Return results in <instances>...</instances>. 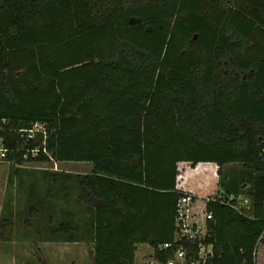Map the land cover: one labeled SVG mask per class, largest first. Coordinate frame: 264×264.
Returning a JSON list of instances; mask_svg holds the SVG:
<instances>
[{
    "label": "trees",
    "instance_id": "16d2710c",
    "mask_svg": "<svg viewBox=\"0 0 264 264\" xmlns=\"http://www.w3.org/2000/svg\"><path fill=\"white\" fill-rule=\"evenodd\" d=\"M37 122L45 145L19 133ZM0 131L8 162L92 164L47 174L67 192L51 234L92 244L93 264H135L140 244L154 263L174 258L181 243L162 246L188 194L177 188L182 162L219 167L202 240L210 264H258L264 0H0Z\"/></svg>",
    "mask_w": 264,
    "mask_h": 264
},
{
    "label": "rangeland",
    "instance_id": "374dc122",
    "mask_svg": "<svg viewBox=\"0 0 264 264\" xmlns=\"http://www.w3.org/2000/svg\"><path fill=\"white\" fill-rule=\"evenodd\" d=\"M226 70V69H225ZM59 170L55 171V163L30 162L18 165L15 162H0V194H13L15 199L13 208L6 206L1 208L5 199L0 197V264H92V245L89 242L68 243L62 248H49L42 244V237H48L53 229L58 228L61 219L65 217L61 206L59 215L58 208L53 205L51 211H47L48 200L44 198L47 187L60 185L47 173H69L89 174L92 168L90 163L65 162L56 163ZM181 167V166H180ZM42 169V170H38ZM243 169L241 164L229 165L224 171L228 176L238 174ZM51 175V174H49ZM71 180L67 186L73 185ZM65 191V192H64ZM61 190L59 196H65L66 189ZM72 197L75 198V194ZM5 195V194H2ZM204 202L197 205L198 211H203ZM77 207V206H75ZM10 209V213L7 211ZM8 223H7V222ZM4 222H6L4 224ZM3 224V225H2ZM5 238L6 241H1ZM27 239V242H26ZM21 240L25 242H20ZM264 245L258 250V264L263 261L262 251ZM153 249L150 246H141L136 264H157L153 263Z\"/></svg>",
    "mask_w": 264,
    "mask_h": 264
},
{
    "label": "built area",
    "instance_id": "2783aa9c",
    "mask_svg": "<svg viewBox=\"0 0 264 264\" xmlns=\"http://www.w3.org/2000/svg\"><path fill=\"white\" fill-rule=\"evenodd\" d=\"M2 123L5 124L7 122L3 120ZM19 133L26 141L35 142L41 140L44 145L49 138L48 126L46 123L42 122L34 123L30 129L20 130ZM10 152H12V150L6 147L4 137L0 131V162L7 161ZM44 152L47 156H50L45 149ZM31 153L36 157L39 150L34 149ZM52 163H55L54 170L58 171L59 168L56 166L57 162L52 161ZM244 204L248 205L249 201L245 200ZM211 219L212 214L208 213L206 208L203 211L195 209V201L191 195L187 194L178 201L176 216L178 230L174 242L166 243L162 248L169 249L176 242L181 244L177 248L174 258H172L168 264H210V260L213 256V246L212 244L203 243L202 240L207 236V221ZM262 239H264V234ZM197 242H199L198 252L195 255H191V245ZM262 245L263 244L260 246Z\"/></svg>",
    "mask_w": 264,
    "mask_h": 264
},
{
    "label": "crops",
    "instance_id": "0c3cea01",
    "mask_svg": "<svg viewBox=\"0 0 264 264\" xmlns=\"http://www.w3.org/2000/svg\"><path fill=\"white\" fill-rule=\"evenodd\" d=\"M218 169H219L218 165L216 163H213V162H202L196 166H194L188 162H182L179 164L180 176L178 178L177 188L181 191L188 193L189 195H191L192 197L195 198V200H194L195 201V209H197V205L202 200L204 202L202 210H205L207 199L210 197H214L216 195L221 194L222 190H221V187L219 185L220 176L218 174ZM38 170H42V169H38ZM90 171H92V168ZM45 176H47L48 178L50 177V175H45ZM49 186L47 187V193L44 196V198L47 199L49 202V204L47 205L48 207H47V209H45V211H47L52 206V203H51L52 200H55L53 205L56 207L55 209L58 208L57 215H59V213L61 211V206L63 209V214L65 215L66 194H65V196H63V199H62V197L59 196V194H61L60 193L61 189L59 187L60 185L54 186V188H53L54 192H51L52 187H49ZM64 190H65V187H63V191ZM2 194H5V195H2ZM0 197L1 198L3 197L2 199H5V202H4V204L1 205V208L5 207V206L7 208H10V209L13 208V205H14L13 200L15 199V197L12 193L11 194H9V193L7 194V192L1 193ZM10 209H7V211L9 213L11 212ZM3 210H4V208H3ZM6 222H4V224ZM65 239H66L65 234H63V237H62L61 234L58 233L57 235H50L48 237H42V239L40 241H42L43 245H46L49 248L60 249V248H62L61 246H66V244H68L67 242H65ZM1 241H6V240H5V238H2ZM20 242H25V241L21 240ZM26 242H27V239H26ZM76 244H79V243H76ZM141 246H150V245L140 244L137 246L138 249L136 252L135 264H136V260H137V257L139 255V249ZM92 251H93V253H92V264H93V259H94L93 245H92ZM153 253H154V250L152 251V254ZM261 253H262V257H263V261L261 264H264V249ZM259 264H260V262H259Z\"/></svg>",
    "mask_w": 264,
    "mask_h": 264
}]
</instances>
